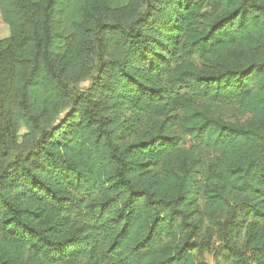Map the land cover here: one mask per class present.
<instances>
[{
	"label": "trees",
	"instance_id": "1",
	"mask_svg": "<svg viewBox=\"0 0 264 264\" xmlns=\"http://www.w3.org/2000/svg\"><path fill=\"white\" fill-rule=\"evenodd\" d=\"M0 11V141L28 130L0 149V264H197L231 204L245 230L232 263L264 264V0Z\"/></svg>",
	"mask_w": 264,
	"mask_h": 264
},
{
	"label": "rangeland",
	"instance_id": "2",
	"mask_svg": "<svg viewBox=\"0 0 264 264\" xmlns=\"http://www.w3.org/2000/svg\"><path fill=\"white\" fill-rule=\"evenodd\" d=\"M110 1L113 5L118 6L123 0ZM10 34V28L4 22L0 11V39L9 38ZM222 57L218 56L212 59L211 65L214 67L218 64H222L224 62V58ZM98 64L99 59L96 58L93 70L72 87L74 96L82 95L92 89L94 79L98 77ZM68 106L61 110L58 120H62V118L71 111L72 106ZM210 110L211 115L215 117L226 118L230 115V111L223 107L212 106ZM27 133L28 130L25 124L21 122L16 134L13 136L17 143L8 142V144L5 145L3 141H0V149H3L7 155H11V152H13L12 154H15V152L17 153V148L23 144ZM243 209L244 207L242 205L231 204L228 211L218 217L215 225H208L209 229L203 232L200 239L201 250L196 254L197 264H233L228 249L230 247H242L245 242V230L243 228L242 217Z\"/></svg>",
	"mask_w": 264,
	"mask_h": 264
}]
</instances>
